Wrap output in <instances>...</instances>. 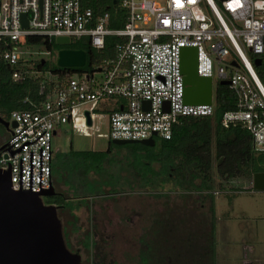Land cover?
<instances>
[{"label":"built area","instance_id":"1","mask_svg":"<svg viewBox=\"0 0 264 264\" xmlns=\"http://www.w3.org/2000/svg\"><path fill=\"white\" fill-rule=\"evenodd\" d=\"M118 6L126 11L125 22L114 29L108 12L95 15L81 0H0L1 58L11 67L49 54L31 51L30 38L87 37L96 49L104 47L107 36L119 38L115 54L92 73L45 74L33 67L12 72L17 82L44 77L43 100L9 115L15 126L9 127L0 147V168L9 169L12 189H48L51 141L58 125L72 120L74 127L85 130L103 104L104 109L112 104L106 111L109 140H168L180 118L212 116L214 93L211 104L183 102L182 47H196L199 76L212 81L215 72L219 83L228 82L236 109L226 111L221 124H241L253 150L264 154V83L257 72L258 67L264 69V0H118ZM22 14L27 16L26 26ZM257 58L259 66L254 63ZM81 105L87 107L75 115ZM247 188H253L252 179Z\"/></svg>","mask_w":264,"mask_h":264},{"label":"rangeland","instance_id":"2","mask_svg":"<svg viewBox=\"0 0 264 264\" xmlns=\"http://www.w3.org/2000/svg\"><path fill=\"white\" fill-rule=\"evenodd\" d=\"M38 49L41 52L46 51L37 45L30 48L31 51ZM55 51L56 49L48 55H34L31 59L35 60L41 56L54 58ZM25 56L28 57L27 54ZM30 67L32 68L33 64H30ZM96 76L99 77V73ZM219 85L217 74L214 72V94ZM97 111L99 116L94 117L93 124L85 130L63 124L51 141L53 159L57 153L67 154L70 148L76 151L107 150L110 140L104 104L98 107ZM7 132L5 126H0V147L6 142ZM154 139V145L148 147L159 151L161 138ZM126 144L112 143L107 159L100 164L98 171L91 170L82 176L64 168L61 179L53 177L52 182L58 192H63L67 197L79 196L71 200L74 207L72 216L62 211L58 215L62 226H65V231L70 235L72 248L78 249L77 240H80V237H77V234L86 231L87 225L91 236L102 245L99 249L101 256L98 257L103 259L105 264L121 261L123 264H150L148 255L141 252L147 249L149 238L148 235L143 236V233L145 227L154 222L151 218L161 210H168L173 218L188 217L190 226L195 231L202 230L204 227L201 226H206L211 215L208 195L213 194L214 264H264V189H245L250 186L252 178L238 175V171L234 174H217L213 146L210 177L204 183L199 178L193 180V183L185 182L171 167L165 169L162 175L142 178L136 163L139 158H145L148 149L144 147L146 145H138L140 143ZM159 163L161 162H154L153 167L159 169ZM73 175H78L75 177V189H71ZM181 201L186 202V211L182 210ZM67 221L72 222V225ZM78 226L82 231L72 232V228ZM169 238L172 237H165L164 243L165 246L171 247L172 256L183 264H196L191 253L187 254L186 239L183 240L177 235L173 240ZM93 249L89 248L88 253L81 249V264H91L94 261L93 253L96 249ZM154 256H157L155 248Z\"/></svg>","mask_w":264,"mask_h":264},{"label":"trees","instance_id":"3","mask_svg":"<svg viewBox=\"0 0 264 264\" xmlns=\"http://www.w3.org/2000/svg\"><path fill=\"white\" fill-rule=\"evenodd\" d=\"M82 7H90L94 14L103 12L109 13V27L118 29L123 27L125 22L126 11L118 6V0H81ZM119 41L116 36H107L105 38L104 47L96 49L92 47L89 38L84 37L80 40L71 39L66 45H59L53 38H33L27 42V47L34 44L45 48L49 54L55 53L61 48L82 49L86 53V62L82 67H59L55 63V57L47 59L44 56L38 59H29L22 65L23 59L18 66L11 67L1 58V50L3 43L0 41V116L9 118L12 110H24L32 108L35 103H40L44 98V93L40 92V85L43 82V76L26 78L23 82H17L12 79V72L15 69L30 70V64H33L34 70L42 73H64L71 74L92 73L98 70V65L115 54V45ZM38 51H40L38 49ZM257 72L264 83V69L257 68ZM236 109V100L233 92L225 84H220L215 92V107L213 115L210 117H182L179 123L173 127L172 137L168 140L161 139L160 150L155 151L151 147L144 146L148 149L145 158L138 159V173L142 178L149 175H162L165 169L173 167L179 178L185 182L193 183V180L200 179L204 183L209 179V171L212 166L211 150L213 146V157L217 162L216 172L219 175L224 173L234 174L238 171V175L251 179L255 172H264V154L253 150L252 141L249 132L239 123L223 126L221 117L226 111ZM0 126H2L0 124ZM9 135V134H8ZM8 136L6 137L7 141ZM155 141V139H154ZM138 144V143H134ZM132 145V144H126ZM141 145V144H138ZM112 146L111 140L106 151H76L70 148L67 154L57 153L52 159V179L62 178L64 168L69 172L86 175L91 170H100L102 164L107 158ZM143 146V145H142ZM153 148V147H152ZM161 162L160 168L153 167L154 162ZM136 167V166H135ZM137 167V168H138ZM74 174V175H75ZM73 175V176H74ZM78 176V175H76ZM73 177L71 181V189L77 179ZM70 181V180H69ZM53 184V182H52ZM210 197V217L207 219L206 226H201L202 230L193 229L190 226V220L178 216L173 218L168 210H162L156 216L151 218L153 223L147 225L143 236L148 235L147 249H143L141 254H147L150 264H183L179 259L170 254L171 247L165 246L164 238L173 240L175 235L186 239V251L190 252L193 262L196 264H214V240H213V209L214 196ZM79 196L67 197L63 192H59L44 201L45 204L57 206V212H65L72 216L74 207L71 204L72 198ZM181 208L186 211V202L181 201ZM70 222V221H67ZM72 225V222L69 223ZM196 226V225H195ZM63 227V237L65 244L72 252L81 254L84 250L88 253L89 248L96 249L93 253L94 261L91 264H105L103 259H99L100 243L94 239L87 225L86 231H82L81 227H73L72 232H79L77 237L78 249L71 246L69 233ZM84 227V226H83ZM206 228V230H205ZM190 230V231H189ZM201 231V232H200ZM193 242V243H191ZM154 248L157 256H154ZM82 249V250H81ZM164 250L158 252L157 250ZM94 250V249H93ZM151 251V253H150ZM179 253V252H178ZM195 256V257H194ZM157 257V259H156ZM142 260H145L142 258ZM143 263V262H142ZM110 264V263H109ZM115 264V263H113ZM116 264H123L122 261Z\"/></svg>","mask_w":264,"mask_h":264},{"label":"water","instance_id":"4","mask_svg":"<svg viewBox=\"0 0 264 264\" xmlns=\"http://www.w3.org/2000/svg\"><path fill=\"white\" fill-rule=\"evenodd\" d=\"M23 26L27 25L26 14L21 15ZM59 45L68 44L67 36H57ZM86 53L82 49L61 48L56 54L59 67H82ZM256 66L260 59H255ZM196 47H182L180 50V71L183 75V102L185 104H211L212 81L210 77L197 74ZM220 84H228L221 81ZM147 102H143L146 106ZM86 121L90 125L89 113ZM0 123H9L0 116ZM15 122L11 121L10 127ZM113 144L140 143L154 145V138L142 140L112 139ZM252 186L264 189V172H255ZM57 194L54 185L39 193L14 190L11 188L9 169L0 168V264H81V255L69 250L65 244L62 223L58 217L57 206L45 204L43 197Z\"/></svg>","mask_w":264,"mask_h":264},{"label":"crops","instance_id":"5","mask_svg":"<svg viewBox=\"0 0 264 264\" xmlns=\"http://www.w3.org/2000/svg\"><path fill=\"white\" fill-rule=\"evenodd\" d=\"M56 54H57V52H56ZM55 63H56V57H55ZM87 107V106H86ZM85 105H81V107H79V108H75V115H80L84 110H85ZM109 107H112V104L111 105H109ZM107 109H109L108 107H106V111H107ZM68 125H70L71 127H74L73 126V124H72V120H70L68 123H67ZM63 126V124L62 125H58V127H57V130H56V133H54V136L57 134V132L61 129V127ZM54 155V154H53ZM163 205V204H162ZM162 211V210H161Z\"/></svg>","mask_w":264,"mask_h":264},{"label":"flooded vegetation","instance_id":"6","mask_svg":"<svg viewBox=\"0 0 264 264\" xmlns=\"http://www.w3.org/2000/svg\"><path fill=\"white\" fill-rule=\"evenodd\" d=\"M2 117V116H1ZM5 121H7L8 123H9V125H8V127H6L7 128V131L9 130V127H10V123H11V120L9 119V118H4V117H2ZM1 124V123H0ZM2 125V124H1ZM3 126V125H2ZM8 133V132H7ZM172 169L174 170V168L172 167ZM174 173H175V170H174ZM56 190V189H55ZM56 192L57 193H59L57 190H56ZM49 197H43L42 199H43V202L46 200V199H48ZM56 206V205H55ZM57 206H58V204H57Z\"/></svg>","mask_w":264,"mask_h":264}]
</instances>
